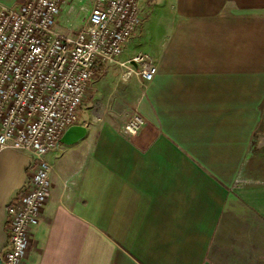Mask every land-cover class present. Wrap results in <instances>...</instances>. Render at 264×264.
Returning a JSON list of instances; mask_svg holds the SVG:
<instances>
[{
  "label": "crops",
  "instance_id": "obj_1",
  "mask_svg": "<svg viewBox=\"0 0 264 264\" xmlns=\"http://www.w3.org/2000/svg\"><path fill=\"white\" fill-rule=\"evenodd\" d=\"M141 18L118 61L146 55L157 75L143 86L99 69L85 138L45 157L49 196L24 264H264V0H145ZM134 113L144 126L130 138ZM31 164L0 153L1 258Z\"/></svg>",
  "mask_w": 264,
  "mask_h": 264
},
{
  "label": "built area",
  "instance_id": "obj_2",
  "mask_svg": "<svg viewBox=\"0 0 264 264\" xmlns=\"http://www.w3.org/2000/svg\"><path fill=\"white\" fill-rule=\"evenodd\" d=\"M70 1L0 5V153H22L32 160L28 187L7 208L10 248L1 264H24L31 247L29 229L49 196L53 167L45 157L59 148L68 129L81 125L80 109L99 69L114 65L123 70V82L135 78L143 86L157 75L146 55L118 61L142 25L145 0H89L82 28L64 34L57 19ZM143 126L134 113L124 133L134 138Z\"/></svg>",
  "mask_w": 264,
  "mask_h": 264
},
{
  "label": "rangeland",
  "instance_id": "obj_3",
  "mask_svg": "<svg viewBox=\"0 0 264 264\" xmlns=\"http://www.w3.org/2000/svg\"><path fill=\"white\" fill-rule=\"evenodd\" d=\"M74 0H71L69 5L60 13L58 16V24L57 28L64 34L78 32L89 14L90 5L88 0H76L74 4H72ZM88 107V102L84 101L82 106V111ZM82 119L85 118V113H81L79 115ZM80 118V119H81ZM264 127H261L258 132V136L254 138V144L260 143V148L255 151V161L257 163L264 162ZM260 139V140H259Z\"/></svg>",
  "mask_w": 264,
  "mask_h": 264
},
{
  "label": "water",
  "instance_id": "obj_4",
  "mask_svg": "<svg viewBox=\"0 0 264 264\" xmlns=\"http://www.w3.org/2000/svg\"><path fill=\"white\" fill-rule=\"evenodd\" d=\"M86 133V128L82 126L72 127L64 133L60 140V145L65 147H72L82 141L85 138Z\"/></svg>",
  "mask_w": 264,
  "mask_h": 264
}]
</instances>
